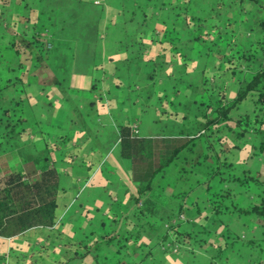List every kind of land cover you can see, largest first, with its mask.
<instances>
[{"label": "crops", "instance_id": "0c3cea01", "mask_svg": "<svg viewBox=\"0 0 264 264\" xmlns=\"http://www.w3.org/2000/svg\"><path fill=\"white\" fill-rule=\"evenodd\" d=\"M218 1L0 0V43L43 29L51 41L40 63L19 50L20 70L0 66V87L20 77L2 95L22 121L15 146L0 154V174L12 167L31 172L44 156L59 172L55 224L0 238V264H264V221L240 212L264 200V183L254 182H264V126L237 139L230 123L209 153L195 125L203 121L197 103L208 98L204 87L226 85L228 100L238 88L219 60L227 52L220 36L230 29L251 47L263 34L264 0L262 8L253 0H223L215 10ZM182 7L191 29L180 21ZM198 34L206 47L212 42L210 54ZM252 112L249 96L231 116ZM123 125L139 137L194 141L187 180L171 165L155 185L167 195L188 192L179 230L198 233L200 241L189 236L171 243L177 252L161 249L166 225L139 214L130 162L119 155ZM197 154L207 158L196 162ZM218 158L230 165L225 181L210 178ZM213 193L227 195L215 210ZM85 246L92 247L87 254Z\"/></svg>", "mask_w": 264, "mask_h": 264}, {"label": "trees", "instance_id": "16d2710c", "mask_svg": "<svg viewBox=\"0 0 264 264\" xmlns=\"http://www.w3.org/2000/svg\"><path fill=\"white\" fill-rule=\"evenodd\" d=\"M253 1L259 3L261 8L263 7L261 0ZM224 4L223 0H219L215 10L223 7ZM185 9L182 7L179 12L180 21L183 27L191 29L192 26L188 22L189 15ZM1 20L2 12L0 11V23ZM202 23V19H197L196 26L199 27ZM261 27L263 34L251 47L239 43L230 29L226 31V35L220 36L227 52H221L219 60L225 62L228 70L237 76L238 88L231 100L226 97V85H210L203 88L208 98L197 103L198 111L200 109L197 117H202L203 121L196 120L195 125L196 133L202 134L208 142L206 147L209 153L213 150L212 144L220 140V129L227 128L230 123H233L235 128L228 130L232 131L237 139L245 134L256 133L264 126V19L261 21ZM203 36L204 34H198L196 38L200 39L205 46L206 41L201 39ZM49 39L50 30L43 29L33 32L29 38H25L24 35L14 36L6 42H1L0 66L6 67L10 73L20 70L22 66L18 61L22 51L28 52L36 64L48 59L51 49L47 48L51 42ZM212 47V42L210 46H205L207 54H210ZM19 79L20 77L13 76L6 81L4 86L0 87V153H6L15 146L13 142L15 131L22 122L21 119L13 117V111L4 104L2 95L4 89L19 82ZM249 96L253 101L252 115L233 118L231 110ZM118 135L119 155L122 159L128 160L131 165V181L135 185L133 200L139 205V214L152 216L166 225V233L160 243H182L189 236L193 241H200L198 233L188 234L179 230L180 223L185 222V220H180L179 216L183 215L182 202L188 192L167 195L163 187L158 188L155 185L156 177H165L167 168L171 165L177 167L181 180H187L188 169L186 167L194 166L193 163L186 164L187 158L193 157L189 152L192 150L194 141L184 138L154 140L139 137L133 133L129 125L119 126ZM200 158L206 159L207 155L197 154L194 161L197 162ZM46 161L47 156L38 157L35 160V168L31 172L12 167L0 174V238H12L35 227H52L55 224L59 172ZM217 161L219 164L216 167L210 166V178L219 176L220 181H225L227 179L223 177L225 173L223 170L230 165L220 163L219 158ZM254 182L264 183L257 179H254ZM200 184L198 181L195 182V185ZM206 185L210 190L209 181ZM223 196L227 195L218 193L213 199L209 197V204L214 210L222 201ZM240 212L246 215L255 214L264 221V200ZM108 239V235L104 236L103 242L109 243ZM91 250L92 247L85 246L86 254Z\"/></svg>", "mask_w": 264, "mask_h": 264}, {"label": "built area", "instance_id": "2783aa9c", "mask_svg": "<svg viewBox=\"0 0 264 264\" xmlns=\"http://www.w3.org/2000/svg\"><path fill=\"white\" fill-rule=\"evenodd\" d=\"M47 48L50 49L51 48V45L48 44L47 45ZM133 133L134 134H137V130L136 128L133 129ZM180 220H184V217L181 215L179 216ZM161 249L164 251V250H170L171 252H177L178 251V248L177 246H173L170 242H167V243H164V244H161Z\"/></svg>", "mask_w": 264, "mask_h": 264}, {"label": "rangeland", "instance_id": "374dc122", "mask_svg": "<svg viewBox=\"0 0 264 264\" xmlns=\"http://www.w3.org/2000/svg\"><path fill=\"white\" fill-rule=\"evenodd\" d=\"M200 94H201V93H200ZM190 105H191V103H190ZM182 111H183V110H180V112H181L180 115H182ZM0 154H1V153H0Z\"/></svg>", "mask_w": 264, "mask_h": 264}]
</instances>
